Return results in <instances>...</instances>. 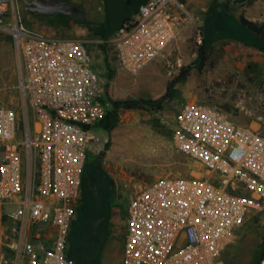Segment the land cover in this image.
Listing matches in <instances>:
<instances>
[{"label": "built area", "instance_id": "1", "mask_svg": "<svg viewBox=\"0 0 264 264\" xmlns=\"http://www.w3.org/2000/svg\"><path fill=\"white\" fill-rule=\"evenodd\" d=\"M194 20L184 1L140 0L109 41L120 66L137 74ZM0 29L11 35L20 69L19 111L0 104V208L15 206L0 211V264H70L68 234L95 139L70 115L95 119L100 79L86 40L26 26L16 0H0ZM172 143L205 173L124 183L121 264H215L249 211L264 203L259 131L216 105L187 101Z\"/></svg>", "mask_w": 264, "mask_h": 264}, {"label": "rangeland", "instance_id": "2", "mask_svg": "<svg viewBox=\"0 0 264 264\" xmlns=\"http://www.w3.org/2000/svg\"><path fill=\"white\" fill-rule=\"evenodd\" d=\"M16 1L26 26L44 27L59 37L84 39L91 51L101 92L94 98L95 108L90 115V118L95 115V119L79 122L95 139L87 151L83 170L90 182L83 185L75 218L84 213L86 200L91 201L92 206L89 218L97 217L96 212L103 210L107 221L97 264H121L128 206V189L124 183L131 178L149 181L159 176L205 173L195 160L179 152L172 143L175 118L183 103L197 98L203 104L223 109L234 121L238 119L235 116L254 120V128L264 135V44L247 35L239 23L241 15L264 22V0H181L195 20L183 29L162 57L146 64L137 74L120 66L109 39L115 29L137 11L140 0ZM199 35L201 42H198ZM200 45L206 49L207 56L201 69L198 68ZM149 64L154 65V70H146ZM188 64L194 67L184 81L176 84L179 94L164 102L160 110H118L117 116L107 113L108 95L104 88L119 74L131 77L149 74L156 81L168 83L181 66ZM19 75L12 37L0 29V104L18 111ZM155 92L159 90H152L146 97L158 98L165 91L160 95ZM104 121L113 127H101ZM23 128L20 122L21 135ZM13 210L15 206L10 205L0 208L2 213ZM105 214L100 217L98 226L103 224ZM263 242L264 203L249 211L215 264H259Z\"/></svg>", "mask_w": 264, "mask_h": 264}, {"label": "trees", "instance_id": "3", "mask_svg": "<svg viewBox=\"0 0 264 264\" xmlns=\"http://www.w3.org/2000/svg\"><path fill=\"white\" fill-rule=\"evenodd\" d=\"M244 2H250L251 0H243ZM139 2H137L139 6ZM239 23L245 29L247 35H252L255 39H260L264 44V22H257L249 19L245 15H241L239 18ZM199 51L201 53L200 64L198 68H202L205 61L207 60L206 49L204 46H199ZM193 64L183 65L179 69V73L175 75L169 82L167 83L165 92L159 96L158 98L152 97H127L125 99H113L107 96L108 99V111L107 113L113 114L117 116L118 110H132V109H156L160 110L166 101L172 100L179 94L178 89L176 88V84L180 81H184L187 76L190 74L193 69ZM107 94V86L104 88ZM72 120L80 122L77 117L74 118V115H70ZM101 124V123H100ZM103 128L110 129L113 126H107L105 121L102 123ZM89 180L87 177L82 176V192L83 185L87 183ZM90 182V181H89ZM91 206V201L86 200L84 213L78 215L77 218L72 220L69 234H68V247H67V255L72 264H97L98 263V254L100 245L102 244V233L106 229V221L107 216L103 213V210L97 211V217L89 218L88 213ZM77 212V205L75 208V214ZM105 214L103 224L98 226V222L100 217ZM101 227V228H100ZM103 228V229H102ZM101 229L103 230L101 232ZM263 251L261 255V260L264 259V242L262 243ZM260 264V263H259Z\"/></svg>", "mask_w": 264, "mask_h": 264}, {"label": "crops", "instance_id": "4", "mask_svg": "<svg viewBox=\"0 0 264 264\" xmlns=\"http://www.w3.org/2000/svg\"><path fill=\"white\" fill-rule=\"evenodd\" d=\"M34 30H38L40 32H43L48 35H54L49 30H47L44 27L40 28H33ZM146 70L151 71L154 70V65L149 64L146 68ZM167 86V81H156V78L152 75H137L134 77L128 76L127 74H119L116 76L113 80L110 81L109 86L107 87V95L113 99H125L127 97H146L147 95L152 93V90H159V92H155V95L162 94ZM107 98V97H106ZM193 96H190V99H192ZM189 101H198L200 104H203V102L200 99L195 100H189ZM107 105L109 106L108 99H107ZM241 116H235L237 119V122L239 125L248 128V129H254L256 126V122L254 120H247ZM121 139V137H120Z\"/></svg>", "mask_w": 264, "mask_h": 264}, {"label": "bare ground", "instance_id": "5", "mask_svg": "<svg viewBox=\"0 0 264 264\" xmlns=\"http://www.w3.org/2000/svg\"><path fill=\"white\" fill-rule=\"evenodd\" d=\"M122 139V138H121ZM260 264H264V259L262 260V262Z\"/></svg>", "mask_w": 264, "mask_h": 264}]
</instances>
